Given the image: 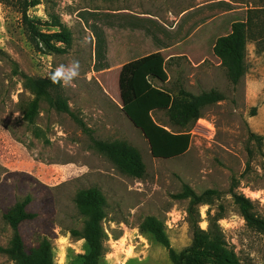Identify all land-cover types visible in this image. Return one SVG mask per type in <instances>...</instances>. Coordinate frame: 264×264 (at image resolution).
<instances>
[{
    "label": "rangeland",
    "instance_id": "rangeland-1",
    "mask_svg": "<svg viewBox=\"0 0 264 264\" xmlns=\"http://www.w3.org/2000/svg\"><path fill=\"white\" fill-rule=\"evenodd\" d=\"M10 1L0 0V246L8 247L14 234L5 214L30 196L26 209L37 216L19 225L26 249L48 238L55 264H83L87 242L71 231L82 232L86 217L75 198L96 187L107 199L101 264H173L167 248L141 232L140 224L155 216L175 251L190 248V199L177 197L188 184L198 194L219 192L198 206L199 228L209 230L222 215L224 247L238 264H264V233L247 225L231 193L233 187L251 199L264 219V139L256 138L264 137V0H37L28 11L34 29ZM235 22H248L247 69L238 84L213 54L216 40ZM89 26L105 39L103 69ZM67 31L69 44L51 37ZM42 34L64 51L52 50ZM155 55L162 56L166 73L164 82L149 77L155 86L174 96L180 88L224 95L202 109L188 151L168 159L152 155L144 133L122 109L133 98L135 68H128ZM50 76L61 80L69 113L25 86L27 78ZM31 102L38 109L33 122L24 116ZM153 117L168 130H185L163 110ZM95 139L134 147L146 175L120 171ZM216 253L212 243L189 252L183 264H221ZM0 264L15 263L0 252Z\"/></svg>",
    "mask_w": 264,
    "mask_h": 264
},
{
    "label": "trees",
    "instance_id": "trees-1",
    "mask_svg": "<svg viewBox=\"0 0 264 264\" xmlns=\"http://www.w3.org/2000/svg\"><path fill=\"white\" fill-rule=\"evenodd\" d=\"M10 3L19 9L25 23L34 29L28 11L30 7L38 4L37 0H11ZM80 17L86 21L83 15ZM60 25V22L55 24V26ZM89 27L96 40L95 58L100 60L98 63L103 69L105 39L101 36V30H97L94 26ZM247 29L248 22H235L232 24L231 32L220 36L213 46V54L227 69L229 79L233 84H238L246 73ZM42 36L52 50L64 51V48L51 44L49 36L44 34ZM51 37L55 38L57 42L65 44L71 42V34L68 31L56 33ZM162 65V56L155 55L137 61L128 68V71L132 67L135 68L130 79L133 98L123 105L122 109L144 133L149 141L152 155L156 158L168 159L181 156L188 151L192 142L191 129L201 118L202 109L207 105L224 100V95L216 90L197 95L180 88L178 95L174 96L171 92L155 86L149 79L152 76L161 79L163 82L166 81V73ZM25 86L37 95L46 97L58 112H70L68 101L62 91V82L58 77L27 78ZM157 110L165 111L171 124L180 126L185 130H168L165 125L154 119L153 113ZM37 115V105L33 102L29 103L28 108L24 111L25 118L29 122H33ZM79 121L82 128L86 130L84 122ZM256 138L260 142L264 139L263 136H256ZM94 145L101 153L107 155L123 173L138 179L146 175V166L142 156L131 145L124 142H108L98 139L94 140ZM231 193L247 225L264 233V219L256 213L252 200L244 194L236 192L233 187ZM218 194L219 192L213 189L198 194L188 184H185L183 191L177 195L179 198L190 199L189 216L194 227L193 245L181 253L171 247L169 237L165 233L164 222L155 216H148L140 224V230L143 233H151L159 243L167 248L173 264H183L188 258L189 252L206 250L212 243H216L217 253L215 256L221 264H238L234 256L224 247L223 236L218 225V221L223 216L216 215L207 231L199 228L196 220L198 206L210 203ZM31 200L32 198L27 196L24 200L18 201L5 214L14 234L8 247L0 246V252L7 254L15 264H55L54 247L48 238H44L37 247L28 251L19 231L21 222L34 219L37 216L36 213L28 212L26 209ZM75 202L80 213L86 217L82 232L71 231L73 236L84 238L87 242L88 250L83 255V264H101L102 257L106 254L107 234L103 227V220L107 199L100 189L92 187L80 190L76 195Z\"/></svg>",
    "mask_w": 264,
    "mask_h": 264
},
{
    "label": "crops",
    "instance_id": "crops-1",
    "mask_svg": "<svg viewBox=\"0 0 264 264\" xmlns=\"http://www.w3.org/2000/svg\"><path fill=\"white\" fill-rule=\"evenodd\" d=\"M28 211V210H27ZM28 212H30V211H28ZM33 213V212H32Z\"/></svg>",
    "mask_w": 264,
    "mask_h": 264
}]
</instances>
